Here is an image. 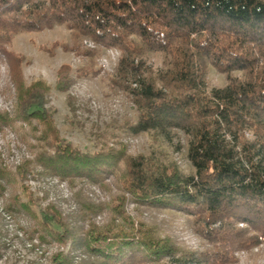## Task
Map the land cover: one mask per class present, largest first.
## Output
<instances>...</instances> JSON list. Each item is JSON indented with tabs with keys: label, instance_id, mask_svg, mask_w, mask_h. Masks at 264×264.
Here are the masks:
<instances>
[{
	"label": "trees",
	"instance_id": "obj_1",
	"mask_svg": "<svg viewBox=\"0 0 264 264\" xmlns=\"http://www.w3.org/2000/svg\"><path fill=\"white\" fill-rule=\"evenodd\" d=\"M55 27L67 29L69 40L42 50L84 58L77 78L98 74L102 50L119 52L104 81L136 119L114 128L146 136L148 154L128 155L115 135L114 145L94 153L61 140L47 107L50 86L27 84L23 58L11 47L16 35ZM1 58L14 111L0 112V131L12 128L33 154L13 169L0 162L3 211L30 219L31 243L67 247L50 264H234L235 251L264 244V0H0ZM211 70L222 86L210 85ZM70 75L68 65L59 68L58 91L70 88ZM32 174L65 181L78 214L65 218L49 206L39 217L24 184ZM88 187L109 201L92 202ZM163 212L186 218L196 249L164 232Z\"/></svg>",
	"mask_w": 264,
	"mask_h": 264
},
{
	"label": "rangeland",
	"instance_id": "obj_2",
	"mask_svg": "<svg viewBox=\"0 0 264 264\" xmlns=\"http://www.w3.org/2000/svg\"><path fill=\"white\" fill-rule=\"evenodd\" d=\"M69 36V31L64 27H55L40 33L16 35L11 43L12 50L23 58L24 81L29 84L41 79L50 86L47 107L53 112L52 119L61 140L83 153H94L99 151L103 144L108 147L114 145L111 135H115L128 155L148 154L151 141L146 136L120 133L114 128L126 119L132 121L136 119L134 108L126 97L112 92L104 81L106 75L112 73L119 52L114 49L102 50L101 56L95 62L94 69L98 70V74L95 77L77 78L75 71L85 65L84 58L64 52L59 47L55 48L52 54L42 50V47L49 48L56 42L68 41ZM83 45L93 48L91 43L84 42ZM62 65H68L71 69L72 84L66 92L56 89L57 71ZM209 82L212 87H220L223 85V78L211 70ZM68 97L71 98L72 105L68 103ZM13 111L14 89L9 82L8 64L1 58L0 112L12 115ZM20 125L18 123L19 127ZM21 126L22 131L28 130L24 124ZM29 143L33 144V140ZM180 143L183 145V142ZM164 147L177 165L182 169L188 168L189 165L182 154L173 153V147L168 145ZM31 159L33 154L28 144L21 141L20 135L12 128L4 127L0 131L2 165L13 169L25 160ZM24 184L36 201L34 209L39 217L49 206L59 211L65 218L73 219L78 214L73 193L65 181L57 177L32 174ZM86 196L97 203H107L110 198L106 192L96 187H88ZM7 198L8 194H5L4 199L0 198V264H50L53 254L59 251L67 252V247L55 242L41 243L35 238L31 243L26 233L31 228L30 219L24 216L17 219L3 211L4 200ZM131 208L130 205L129 209ZM94 222L101 224L103 217L97 216ZM158 222L164 232L173 236L179 243L192 249L198 247L199 240L188 229L183 215L163 212L158 215ZM232 257L235 260L234 264H264V244L248 250L235 251Z\"/></svg>",
	"mask_w": 264,
	"mask_h": 264
}]
</instances>
